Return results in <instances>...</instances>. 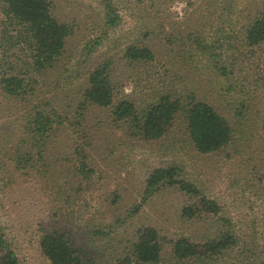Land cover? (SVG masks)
I'll use <instances>...</instances> for the list:
<instances>
[{"label": "rangeland", "instance_id": "1", "mask_svg": "<svg viewBox=\"0 0 264 264\" xmlns=\"http://www.w3.org/2000/svg\"><path fill=\"white\" fill-rule=\"evenodd\" d=\"M51 1L71 31L64 53L30 82L26 96L15 97L3 91L1 78L20 72L22 62H13L21 55L15 33L1 25L0 0V237L19 263L50 264L40 249L44 230L64 234L79 253L106 264L128 254L137 231L151 227L160 238L158 264H263L264 43L248 46L245 30L264 16V0H107L120 17L113 27L102 0ZM131 45L150 49L153 60H127ZM107 62L115 103L127 99L142 108L162 95L206 102L229 122L231 142L200 153L181 114L162 138L145 140L130 124L113 122L110 108L81 106L90 72ZM36 110L54 114L42 156L28 131ZM170 166L199 197L216 202L219 214L178 185L145 199L148 176ZM189 206L192 217L183 215ZM220 230L231 231L235 243L200 255L199 263L175 258L176 240L204 244Z\"/></svg>", "mask_w": 264, "mask_h": 264}, {"label": "trees", "instance_id": "2", "mask_svg": "<svg viewBox=\"0 0 264 264\" xmlns=\"http://www.w3.org/2000/svg\"><path fill=\"white\" fill-rule=\"evenodd\" d=\"M106 9L105 20L109 27L116 26L120 17L115 13L110 1L102 0ZM1 25L15 33L18 51L17 62H22L20 72L6 74L1 78L3 91L9 96H26L30 82L53 69L63 55L66 40L71 34L69 27L54 15L51 0H1ZM245 41L250 47L264 43V16L254 19L245 30ZM153 52L142 45H131L126 49L125 58L131 62L152 61ZM214 55V67L219 62ZM111 63L107 62L93 69L87 79V86L82 93L81 106L110 108V116L115 123H128L133 134L145 140H158L166 134L174 119L181 114L185 118L192 143L200 153H212L226 147L232 140L233 130L223 116L210 104L194 101L186 104L181 97L162 95L154 102L138 108L134 102L122 99L114 101V87L108 72ZM14 67V66H12ZM220 75H226L224 68H219ZM54 114L47 110H36L28 123V131L33 135L39 154L45 152V141L54 124ZM56 116V115H55ZM264 134V123L262 125ZM19 162L27 164L23 157ZM168 185H178L189 196L199 197L193 184L187 183L179 167L170 166L155 169L147 178L144 198L154 195ZM194 198V197H193ZM198 205L204 210L219 214V207L213 200L200 196ZM193 206L184 207L183 215L192 217ZM224 228L230 229V223L221 218ZM235 236L228 230H220L218 237L204 244H194L180 238L173 242V253L180 261H197L200 255L206 257L219 254L235 243ZM3 255L0 264H20L10 245L0 237ZM40 249L50 264H99L89 260L88 256L74 247L69 237L56 231H46L40 239ZM161 261L160 238L156 229L145 227L137 231V239L128 254L117 257L106 264H158ZM102 264V263H100ZM264 264V263H263Z\"/></svg>", "mask_w": 264, "mask_h": 264}]
</instances>
